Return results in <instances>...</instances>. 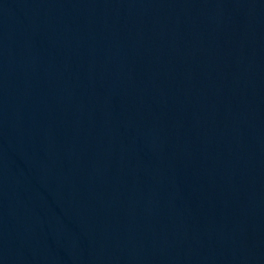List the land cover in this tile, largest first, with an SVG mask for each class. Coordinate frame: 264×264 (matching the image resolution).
<instances>
[{
  "label": "water",
  "instance_id": "95a60500",
  "mask_svg": "<svg viewBox=\"0 0 264 264\" xmlns=\"http://www.w3.org/2000/svg\"><path fill=\"white\" fill-rule=\"evenodd\" d=\"M0 264H264V0H0Z\"/></svg>",
  "mask_w": 264,
  "mask_h": 264
}]
</instances>
